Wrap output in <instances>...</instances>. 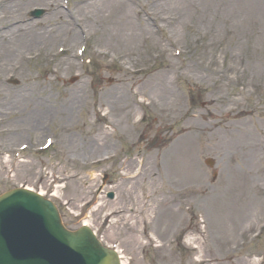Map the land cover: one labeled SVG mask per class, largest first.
Returning a JSON list of instances; mask_svg holds the SVG:
<instances>
[{
	"label": "rangeland",
	"instance_id": "1",
	"mask_svg": "<svg viewBox=\"0 0 264 264\" xmlns=\"http://www.w3.org/2000/svg\"><path fill=\"white\" fill-rule=\"evenodd\" d=\"M137 1L140 4L146 3V7L150 9L160 10L158 14L169 15L183 13V10H178L177 2L185 4L184 0H164L165 2L154 6L151 0ZM46 16L44 11L36 19L44 20ZM189 22L194 23L191 18L186 23L190 24ZM229 22L233 27L232 33L236 35L235 41L226 38L228 41L214 42L211 46L212 53H203V48L198 46L203 38L197 27L179 26L174 31L173 26H164L154 36V41L158 40L162 46L161 49L154 48V52L162 55L169 48L173 56L164 54L155 62L152 52L143 47L138 59L133 60L132 64L120 60L117 63L112 61V57L111 61L102 60L97 55L90 54L96 35H92V40L89 39L86 43L83 57L88 59L87 63L78 58L77 62L75 59V63L71 64L69 54H56L52 58L49 54H32L27 59L20 60L19 62L24 63L22 73L7 71L9 74L3 73L0 80V92L6 94V99H0L1 115L4 110L18 112L8 124L0 123V192L21 183L43 190L58 206L68 228L75 229L87 219L102 241L106 245L115 246L127 264H264V228H257L249 236L253 228L250 231L247 229V226L264 216V190L255 188L256 185L252 183H246V173L241 174L244 182L242 188L241 184L240 188L235 187L239 164L247 162L248 165L250 156L256 155L255 153L259 157L264 156V0L237 1V6L229 16ZM169 40L174 41L175 46H171ZM236 41H240L237 46ZM59 42L60 40L53 42L45 50L56 48ZM78 44L79 42L74 46ZM252 44L256 47L252 48ZM188 48L190 52L187 51ZM175 51L180 54L176 55ZM4 58H13L12 61L15 59L3 57L0 59L2 65L3 62L5 65L8 62ZM170 61L177 66L188 62L185 65L188 68L180 81L173 78L171 70L164 71ZM228 65L235 69L224 71L221 94L229 103L225 102L226 99L210 102L204 96L202 87L206 84L203 81L206 74L203 69L220 67L225 70ZM123 67H127L133 77L131 88L124 94L127 96L128 93L138 91L139 95L134 94V101L126 109L97 102L92 105L91 98L94 96L97 99L105 98L112 88L120 87ZM135 68L138 72L133 75L132 70ZM249 73L253 74L252 83L250 87H246L242 83ZM160 78H163V88L168 87L170 90L169 97L164 100L167 103L149 104L145 109L136 105L134 102L138 99L153 96V91L147 95L143 91L141 93L145 88L140 87H145L149 81L150 85L158 86ZM7 79L16 80L17 84L10 83ZM172 91L177 100L170 106L171 99L173 100ZM71 93L78 98L69 102L71 109L68 114L62 110L66 106L63 101L70 100ZM25 94L29 99L25 98ZM80 99L83 101L79 102ZM131 99L132 96L129 100ZM223 102L230 108L227 113H221L225 107ZM247 109L248 114L241 112ZM167 111L170 113H166ZM187 111H191L189 116L185 115ZM122 113L128 114L129 120L118 124L122 120ZM142 113L145 114L144 119L137 125L135 120L140 119ZM170 114H175V117L168 118L167 115ZM243 118L247 120L244 127L252 130L249 132L250 149L240 147L236 136L222 137L224 134L221 130L225 124L237 123ZM215 120L218 121L217 125L212 123ZM61 123L68 130L58 129L57 125ZM71 124L76 126L70 127ZM98 127H106V141L86 149L92 143L91 140L100 135ZM4 128L13 130L14 134H7ZM186 132L188 139L185 138L183 143L195 147L193 152H189L190 159L186 170L188 182L200 177L190 176V166L200 173L203 170L208 174L202 197H196L189 192V203L185 206L183 204L184 208L189 205L192 207L194 217L187 220L184 209L185 221L175 227H172L174 217L170 218L171 221L163 220L162 223H156V219L146 230L138 227L137 240H132L135 234L109 229L107 220L102 223L103 213L122 203L118 194L121 171L117 169V161L124 156L143 155L147 158L153 152L169 147ZM45 138L52 139L53 145L40 151L38 147L44 144ZM255 142H260V147L263 148L254 149ZM20 144L27 148L22 152L20 159L23 160L13 159L8 162L13 153L20 150ZM115 146L126 154L119 160L114 157ZM231 148L234 149L235 156L232 159L224 157L227 154L231 157ZM111 151L113 157L101 160L103 153L111 155ZM90 157L94 162H87ZM97 160L100 161L96 162ZM228 166L230 169L225 170ZM103 173L108 175L106 191L114 193L112 200L106 197V193L98 196L100 193L97 189ZM228 183L231 187L227 186ZM213 194L218 198L210 202ZM200 199H203V205L196 203ZM249 206H253V209ZM238 211L245 218L239 221L237 227L232 228L225 218L236 215ZM219 216L225 217L221 223L223 226L215 225L216 217ZM179 225H183L186 230L178 232Z\"/></svg>",
	"mask_w": 264,
	"mask_h": 264
},
{
	"label": "bare ground",
	"instance_id": "2",
	"mask_svg": "<svg viewBox=\"0 0 264 264\" xmlns=\"http://www.w3.org/2000/svg\"><path fill=\"white\" fill-rule=\"evenodd\" d=\"M237 1L240 0H184L185 4L177 2L178 10H183V13L169 15L164 13L158 14L157 12H161L160 10L156 8L150 9L146 6L144 8L148 9V12L142 13V8L137 4H133L131 0H72L74 6L72 12H65L64 14V12L54 10L52 16L48 17L46 21H35L26 17L27 10L32 5H45L47 6V10H49L51 0H0V59L3 57L15 58L14 61H12L13 58H4L8 59V62L6 63L7 65H5V62H3L4 65L0 64V74L11 70L21 74L23 71L22 64L24 63L19 62L20 60H25L32 54H50L55 50V47L52 50L46 51L45 49L57 40H60L58 44H71L77 41L78 37L81 39V37L89 35H96L93 48L94 55L105 61H108V59L111 61V57H115L123 63L132 64L133 60L138 59L142 47L152 53L156 47L161 49V43L158 40L154 41V32L157 29L161 32L164 26H168L169 28L173 26L174 31H177L180 28L179 26H183L184 28H190V26L197 27L203 38L198 46L203 48V53H212L211 46L214 42L226 41L229 38L235 41L236 35L232 33L233 27H231L232 24L229 22V16L237 6ZM151 2L155 4L154 6H158V4L165 1L151 0ZM136 18H139V20ZM190 18L194 23H186ZM109 41L112 42L108 43ZM239 42L236 41L235 46L239 45ZM251 47L254 48L256 45L252 44ZM185 64L188 65V62H185ZM186 68L188 67L185 65L177 66L174 62L170 61L164 71L171 70L172 76L178 78L184 75ZM230 69L235 68L231 65L226 66L225 70L220 67L208 70L204 67L203 72L206 74L203 81L206 84L202 87L204 89V96L207 99L209 98L210 102L226 99L225 102L229 103V100L221 94V90L224 87V71ZM243 70L245 71L246 69ZM129 72L127 67H123L120 87L112 88L105 98L99 97L97 99L94 96L91 98L92 105L97 102L101 105L121 106L126 109L129 103L134 101V94L139 95L138 91H134L131 94L128 93L127 96L124 94L125 91H129L132 84L131 81L133 82V77ZM252 78L253 74L249 73L242 84L250 87ZM159 80L158 86L150 85L151 82L149 81L145 87H140L145 88L140 91L141 93L143 91L147 95L148 92L153 91V96L135 101L134 103L136 105H141L145 102H149L150 104L167 103L164 100L169 97L170 90L168 87L163 88V78ZM170 82H173L172 78ZM173 91V100L171 99L170 106L177 100V96L173 94ZM73 94L71 93L70 100L63 101L66 106L62 110L68 114L71 109L69 102H73V99L78 98L77 95L73 96ZM1 96L3 94L0 92ZM24 96L26 99H29L27 94ZM131 96L132 99L129 100ZM141 96L146 97L145 95ZM82 101L81 99L79 100V102ZM226 103L223 102L225 107L221 110V113H227L230 110ZM33 105L36 104L33 103ZM6 111L4 115L7 114ZM190 112L189 115L191 114ZM241 112L249 113L244 110ZM166 113L170 112L167 111ZM1 114L2 111L0 109V116ZM12 114L18 113L13 112ZM167 117L172 119L175 117V114L167 115ZM121 119L118 121V124L129 120L128 114L123 115L122 113ZM246 122L247 120L243 118L240 122L225 124L221 130L224 134L222 137L236 136L240 147L250 149L251 146L248 143L251 141V133L249 132H252V130L244 127V123ZM212 123L217 125L218 121L215 120ZM204 128L206 129L205 124ZM97 130L100 135L92 139V143L88 144L86 149H90V146L100 145L106 141L108 136L106 129L98 127ZM209 135H212V133ZM185 138L186 140L188 139V132L178 140L172 142L169 147L159 149L150 156H147V158L143 155H138L124 158L121 161L119 167L122 172L119 180L118 194L122 203L103 213L104 220L108 216L113 217L110 221L109 229L136 235L140 225L143 230H146V228L155 223L156 219L158 220L156 223H162L163 220L171 221L170 218L174 217V222L172 221L174 225L172 227L185 221L184 206L189 203V200H187L188 190L192 183L188 182L189 180L186 176L187 162L190 159L189 152L191 153L195 149L192 145L189 146L183 143ZM252 141L255 140L252 138ZM232 145L236 146L235 143H232ZM253 148L262 149L263 147H260V142H255L253 143ZM231 150V157L228 154L224 155V157L232 159L235 156V151L232 148ZM81 151L84 152L86 150ZM251 151L254 152V150ZM255 154L257 155V153ZM256 155L252 154L250 156V163L248 165L247 162L239 164L240 169L236 171L235 187L238 188L241 184L242 188V183L244 182L241 180V174L246 173V183L256 185L255 188L259 190L264 189V165L261 162L262 158ZM259 162H261L260 165L258 164ZM227 168L230 169L228 166L225 170ZM194 175L199 176L201 173L197 170ZM199 182L200 180L195 186V192H193L196 197H202L201 193H204L203 186ZM249 187H252L251 184H249ZM156 197L158 198L154 200ZM216 198L218 196L216 197L213 194L209 201L212 202V199ZM203 199L196 201V203L203 205ZM173 203L175 205L172 206ZM158 208H160V211ZM249 208L253 209V206H249ZM101 209L102 207L99 208V210ZM191 209L192 207L188 210ZM240 209L242 211L243 206ZM243 217L244 214H241L240 211L228 219L219 216L216 217L215 225L219 226L225 218L229 226L235 228L240 224V220H244ZM84 223L87 222L84 220ZM221 225L223 226V224ZM179 227H183V225H179ZM111 234H114V232L111 231ZM133 239L137 240V235L135 237L133 235Z\"/></svg>",
	"mask_w": 264,
	"mask_h": 264
},
{
	"label": "water",
	"instance_id": "3",
	"mask_svg": "<svg viewBox=\"0 0 264 264\" xmlns=\"http://www.w3.org/2000/svg\"><path fill=\"white\" fill-rule=\"evenodd\" d=\"M21 196H26L25 194H21ZM27 199V198H25ZM18 198L15 197L11 199L9 203L5 201L0 202V253L6 254V258L2 261L3 264H24L26 261L27 264H32V262L39 261L37 260L31 253L27 251L26 248L22 246H18L20 242L17 239H12L11 244H6L4 239L5 235H7V230L5 224L7 223L6 219L9 215V211L3 208L4 205L12 204L17 202ZM35 201V200H34ZM38 202H42V200L38 199ZM40 206V204H39ZM46 210L53 211V208L48 204L46 206ZM43 211V221L45 226L51 228V237L53 236L54 239H58V241H63L65 239L69 240L71 243H74L76 247H80L81 249L85 246V240L79 243L73 235H68L60 228L58 224V219L55 216H52L48 211H44V207L41 206ZM56 219H54V218ZM78 244V245H77ZM105 254V253H104ZM102 260L98 264H115L114 259L108 255H102ZM17 258V259H16Z\"/></svg>",
	"mask_w": 264,
	"mask_h": 264
}]
</instances>
